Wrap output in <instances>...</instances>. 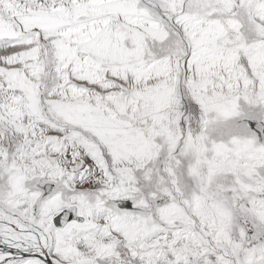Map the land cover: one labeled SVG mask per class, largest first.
Returning <instances> with one entry per match:
<instances>
[{"label":"snow or ice","instance_id":"1","mask_svg":"<svg viewBox=\"0 0 264 264\" xmlns=\"http://www.w3.org/2000/svg\"><path fill=\"white\" fill-rule=\"evenodd\" d=\"M0 264H264V0H0Z\"/></svg>","mask_w":264,"mask_h":264}]
</instances>
